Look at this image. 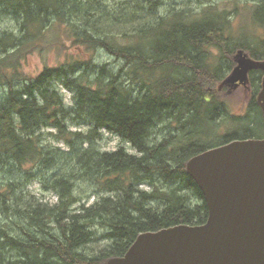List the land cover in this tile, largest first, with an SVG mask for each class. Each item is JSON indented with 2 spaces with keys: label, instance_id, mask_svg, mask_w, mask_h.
<instances>
[{
  "label": "trees",
  "instance_id": "trees-1",
  "mask_svg": "<svg viewBox=\"0 0 264 264\" xmlns=\"http://www.w3.org/2000/svg\"><path fill=\"white\" fill-rule=\"evenodd\" d=\"M0 2L19 15L21 28L20 36L0 33V87H6L0 88V264H105L123 257L142 233L205 224L209 209L187 174V163L235 140L264 138V117L256 101L259 86L253 84L252 102L240 119L226 117L225 88H218L226 78L223 62L230 69L237 49L264 59V39L248 46L237 43L227 13L210 6L199 14L181 11L143 26L137 42L123 46L77 27L75 20L94 18L88 0ZM253 19L264 29V0ZM57 26L66 27L76 53L23 80L22 60ZM97 48L124 61L118 74L105 66L97 70L91 54ZM56 81L73 94L72 108ZM227 120L237 129L222 141H205L215 138ZM70 121L94 128L88 135L74 133ZM161 123L170 134L152 146L149 138ZM44 129L55 130L70 148L68 160L77 175L114 196L74 209L79 200L75 177L68 172L43 180L46 189L55 192L56 204L25 194L24 182L42 176L28 167L48 169L57 161L41 142ZM101 130L119 136L140 155L124 147L96 150L93 144ZM143 185L150 189H140ZM98 227L106 231L109 244L89 255L86 250Z\"/></svg>",
  "mask_w": 264,
  "mask_h": 264
},
{
  "label": "rangeland",
  "instance_id": "rangeland-1",
  "mask_svg": "<svg viewBox=\"0 0 264 264\" xmlns=\"http://www.w3.org/2000/svg\"><path fill=\"white\" fill-rule=\"evenodd\" d=\"M87 5H90V10L94 13V18L86 20L83 23H75L77 27L88 29L94 32L98 38L113 39L120 45L135 44L137 40L135 37L138 32L145 26V28L156 23V21L168 18L175 13L181 11H189L194 14H199L203 9L215 6L219 11L226 12L230 20L231 35L234 40L244 46L249 44L254 45L255 42L264 39V29L254 22L253 12L256 6L261 4L262 0H88ZM20 17L14 10L4 6L0 2V33H13L20 36ZM66 27L57 26L46 32L43 39L42 46L35 50V52L27 54L26 58L22 60L21 71L24 73V79L27 77H35L43 71L47 66L53 67L67 60L68 56L76 53V47L71 43L65 35ZM247 43H245L246 41ZM239 49L234 51L231 56L230 69L227 68V63L224 64L225 77L227 78L234 67L236 66L235 58L239 53ZM245 51V50H244ZM245 53H248L245 51ZM97 70L106 67L108 71L113 74H118L124 66V61L113 55H110L107 50L97 48L91 50ZM249 54V53H248ZM214 64H218V55L213 57ZM225 78V79H226ZM15 86L20 88L21 81L17 79ZM55 87L59 89L60 93L65 99L66 106L72 108L74 106L73 94L66 90L62 82L56 81ZM0 88H6L1 86ZM219 88V85H218ZM252 91V90H251ZM250 88H225L222 93V98L228 107L227 118H242L249 110L252 102ZM4 90L0 92L2 96ZM236 120V119H234ZM69 130L76 133L88 135L94 126L86 123L77 124L73 122L68 123ZM237 129L233 121L227 120L219 128V132L215 138H208L205 141L219 142L223 140V135ZM170 129L166 123H161L156 131L150 136L149 144L154 146L162 142L168 137ZM100 138H96L93 147L100 152H115L121 147H124L128 152L134 155H140L131 144L125 142L119 136L108 132L107 130L100 131ZM41 142L44 146L56 156L57 161L51 168L46 169L44 165H31L28 167L30 172L35 174L40 173L42 176L31 178L24 182V193L35 196L44 204L49 203L54 205L57 203L55 192L48 191L43 184L45 178H52L68 172L72 175L75 183V195L78 198V204L74 209L81 205L91 206L100 201L102 198L112 197L114 193L101 190L99 187L93 185L91 182L77 175V168L73 162L68 160V153L70 148L61 140L58 133L53 129H44L41 135ZM88 147L89 144H85ZM77 175V176H76ZM142 190H149L148 185L140 187ZM3 220H6L2 217ZM22 223L18 221L16 228L21 232L20 226ZM97 235L95 241L87 247L86 252L89 255L99 252L103 247L109 244L106 238V231L98 227L96 229ZM19 235V233H16Z\"/></svg>",
  "mask_w": 264,
  "mask_h": 264
},
{
  "label": "water",
  "instance_id": "water-1",
  "mask_svg": "<svg viewBox=\"0 0 264 264\" xmlns=\"http://www.w3.org/2000/svg\"><path fill=\"white\" fill-rule=\"evenodd\" d=\"M236 61L231 81L264 71V61L243 50ZM258 104L264 117V79ZM186 171L203 193L207 222L142 233L123 257L105 264H264V138L209 149L191 158Z\"/></svg>",
  "mask_w": 264,
  "mask_h": 264
},
{
  "label": "flooded vegetation",
  "instance_id": "flooded-vegetation-1",
  "mask_svg": "<svg viewBox=\"0 0 264 264\" xmlns=\"http://www.w3.org/2000/svg\"><path fill=\"white\" fill-rule=\"evenodd\" d=\"M248 57L255 60V61H264V59L256 60L255 58L251 57L249 54H248ZM235 62H236V66L234 67V69L238 66L236 58H235ZM234 69L232 70V72L234 71ZM232 72H231V74H232ZM231 74L226 79L223 80V82H226V84L223 86L220 85L221 87H219V88H237V89H239V88H250V91H251L252 90L251 88H254V86H253L254 83L259 86L260 91L263 88L264 71L261 69L250 70L248 72L246 79H242L243 77H240L236 82L229 80V77L231 76ZM260 91H259V93H260ZM259 93L256 96L257 103H258ZM251 95H252V91H251Z\"/></svg>",
  "mask_w": 264,
  "mask_h": 264
},
{
  "label": "bare ground",
  "instance_id": "bare-ground-1",
  "mask_svg": "<svg viewBox=\"0 0 264 264\" xmlns=\"http://www.w3.org/2000/svg\"><path fill=\"white\" fill-rule=\"evenodd\" d=\"M174 121V120H173ZM198 139V138H197Z\"/></svg>",
  "mask_w": 264,
  "mask_h": 264
}]
</instances>
